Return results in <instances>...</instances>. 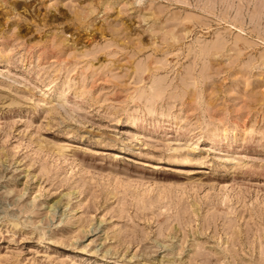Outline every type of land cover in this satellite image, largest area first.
<instances>
[{
	"label": "rangeland",
	"instance_id": "1",
	"mask_svg": "<svg viewBox=\"0 0 264 264\" xmlns=\"http://www.w3.org/2000/svg\"><path fill=\"white\" fill-rule=\"evenodd\" d=\"M0 264H264V0H0Z\"/></svg>",
	"mask_w": 264,
	"mask_h": 264
}]
</instances>
